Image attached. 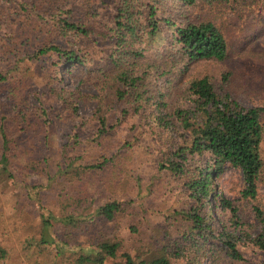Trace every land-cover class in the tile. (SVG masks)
Returning a JSON list of instances; mask_svg holds the SVG:
<instances>
[{
	"label": "trees",
	"instance_id": "16d2710c",
	"mask_svg": "<svg viewBox=\"0 0 264 264\" xmlns=\"http://www.w3.org/2000/svg\"><path fill=\"white\" fill-rule=\"evenodd\" d=\"M8 1L26 13L43 17L30 0ZM217 1L229 0H110L104 13L107 30L99 33L106 42L103 54L88 56L59 44H45L27 56L35 60L43 55H57L68 68L78 65L84 69L75 89L67 92L50 88V91L72 114L79 113V101L96 104V138L103 139L110 129L135 115L154 114L158 125L171 131L159 170L162 175L181 180V187L191 199L188 207L174 213V218L182 223L181 235L172 237L168 226L159 227L154 230H164L165 236L158 233L157 238L151 235L144 240L145 231L130 224L133 247L123 252L125 261L120 264H202L215 263L222 257L231 264L247 262L239 236L235 229L231 230L241 224L242 205L216 192V178L228 165L241 170L245 185L241 198L252 206L264 228L258 188L264 179V107L246 106L229 92L219 93L208 75L193 78L177 90L174 85L175 76L186 72L196 61H223L228 57L229 44L222 28L212 18L193 13L202 2ZM69 14L71 9H61L55 15L54 23L60 33H71L75 38L90 37L92 30L71 20ZM0 79L9 92L5 97L16 99L12 115L0 110V182H3L15 179L14 162L30 154L29 148L18 143L17 135L34 129L48 131L50 121L44 93L35 95L39 104L35 105L36 112L30 114L26 109L29 98L21 91L24 85L12 82L8 86L7 74L0 73ZM16 125L19 130L14 132ZM108 160L105 157L86 169L102 168ZM24 188L33 199L43 189L41 183H25ZM122 210V202L114 199L99 206L96 213L113 222ZM227 211L229 215L222 221L220 213ZM39 218L35 234L21 241L29 264H48L38 258L48 253L55 254L51 262L55 264L68 251L77 253L73 264H107L106 260L116 256L123 242L112 234L96 243L70 245L55 231V222L80 227L88 219L95 220V214L86 216L80 212L56 217L52 210L41 206ZM247 237L264 251V229L256 238L251 234ZM9 256L10 250L0 243V264H9Z\"/></svg>",
	"mask_w": 264,
	"mask_h": 264
},
{
	"label": "rangeland",
	"instance_id": "374dc122",
	"mask_svg": "<svg viewBox=\"0 0 264 264\" xmlns=\"http://www.w3.org/2000/svg\"><path fill=\"white\" fill-rule=\"evenodd\" d=\"M30 1L36 4L43 17L26 13L11 1L0 0V73L8 75V86H12V82L24 85L21 91L29 98L28 112H36L35 105L39 103L35 95L44 93L50 122L48 131L34 129L23 136L17 135L18 143L22 148H29L30 154L14 162L15 182L13 178L0 182V243L10 250L7 263L29 264L24 258L21 241L35 234L41 206L52 210L56 217L80 212L86 216L95 214V220L88 219L80 227L55 222V231L70 245L96 243L112 234L122 238L116 256L109 257L107 264L123 263V252L132 249L130 224L145 231L144 240L151 235L155 238L164 235V230L156 232L154 228L167 226L169 235L179 237L182 223L174 218V213L188 207L191 199L181 187V180L162 175L159 170L171 131L161 128L154 114L135 115L110 129L103 139L96 138V104L79 101V113L72 114L50 91V88L67 92L75 89L84 69L78 65L68 68L57 55L27 59L45 44H59L88 56L103 54L106 42L99 33L107 30L104 13L110 0ZM61 9H71L69 18L91 29L90 37L75 38L71 33H60L54 21ZM193 13L212 18L222 28L228 40L229 55L223 61H196L186 72L175 76L176 90L193 78L208 75L219 93L229 92L246 106L264 107V0L202 2ZM7 93L0 79L3 100L0 110L12 115L16 99L6 98ZM13 130L17 132L19 127L16 125ZM105 157L109 160L102 168L86 169ZM25 183L42 184L37 198L28 196ZM216 183L219 195L242 205L241 224L231 230H236L240 248L248 261L234 264H264V251L247 237L251 234L256 238L264 228L252 206L241 198L245 186L241 170L228 165L217 176ZM258 188L259 202L264 209V179ZM114 199L122 202L124 210L115 221L109 222L96 211ZM214 212H218L217 207ZM228 215L229 211L220 213L219 218L224 221ZM76 254L68 251L66 257H58L55 264H73ZM38 258L51 264L55 254ZM228 263L232 262L222 257L215 263L204 261L202 264Z\"/></svg>",
	"mask_w": 264,
	"mask_h": 264
},
{
	"label": "built area",
	"instance_id": "2783aa9c",
	"mask_svg": "<svg viewBox=\"0 0 264 264\" xmlns=\"http://www.w3.org/2000/svg\"><path fill=\"white\" fill-rule=\"evenodd\" d=\"M103 264H106V263H103Z\"/></svg>",
	"mask_w": 264,
	"mask_h": 264
}]
</instances>
